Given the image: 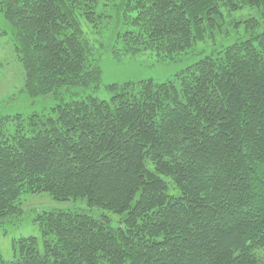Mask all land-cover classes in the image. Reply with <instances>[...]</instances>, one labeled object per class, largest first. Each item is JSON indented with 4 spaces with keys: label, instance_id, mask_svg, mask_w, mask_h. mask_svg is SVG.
<instances>
[{
    "label": "trees",
    "instance_id": "trees-1",
    "mask_svg": "<svg viewBox=\"0 0 264 264\" xmlns=\"http://www.w3.org/2000/svg\"><path fill=\"white\" fill-rule=\"evenodd\" d=\"M0 11L31 100L99 84L101 43L86 28L109 27L119 55L202 53L172 79L110 84L109 100L58 103L26 129L0 121V222L28 194L100 212H39L40 243L18 238L0 264H264V0H0Z\"/></svg>",
    "mask_w": 264,
    "mask_h": 264
},
{
    "label": "rangeland",
    "instance_id": "rangeland-1",
    "mask_svg": "<svg viewBox=\"0 0 264 264\" xmlns=\"http://www.w3.org/2000/svg\"><path fill=\"white\" fill-rule=\"evenodd\" d=\"M106 25L95 27L94 33L86 28L88 38L95 49L99 64L100 82L96 87L72 90L77 96L62 93L58 96H48L31 100L23 92L25 73L22 63L15 52V28L0 11V121L9 133L18 126L26 129L30 117L34 114L41 117L52 115L53 108L70 99H78L90 94L99 99L109 100L110 84L137 82L143 79H152L162 82L172 79L180 70L194 63L202 55L199 53L201 45L195 47L193 54L175 55L174 59H160L154 54L144 53L135 56L119 55L106 44L109 27ZM95 39V40H94ZM114 51L118 54H115ZM84 98V97H83ZM19 122V123H18ZM28 128V126H27ZM22 211L18 217L9 218L0 222V254L3 261L9 263L13 259L14 241L21 237H37L41 241V231L35 218L43 210H71L84 211L92 214L100 212L95 208H88L82 200H55L48 193L28 194L23 197ZM117 217H115L116 219ZM40 247V246H39Z\"/></svg>",
    "mask_w": 264,
    "mask_h": 264
}]
</instances>
